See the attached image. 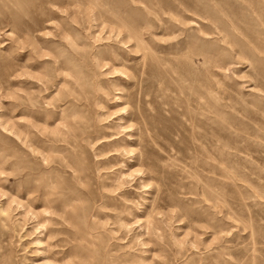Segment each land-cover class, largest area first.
I'll return each mask as SVG.
<instances>
[{"label": "rangeland", "instance_id": "rangeland-1", "mask_svg": "<svg viewBox=\"0 0 264 264\" xmlns=\"http://www.w3.org/2000/svg\"><path fill=\"white\" fill-rule=\"evenodd\" d=\"M0 264H264V0H0Z\"/></svg>", "mask_w": 264, "mask_h": 264}]
</instances>
